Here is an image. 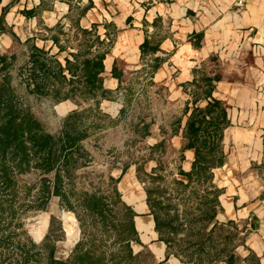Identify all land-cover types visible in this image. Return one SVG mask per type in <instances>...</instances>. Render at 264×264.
I'll list each match as a JSON object with an SVG mask.
<instances>
[{
	"label": "crops",
	"instance_id": "obj_1",
	"mask_svg": "<svg viewBox=\"0 0 264 264\" xmlns=\"http://www.w3.org/2000/svg\"><path fill=\"white\" fill-rule=\"evenodd\" d=\"M234 3L235 0H0V18L20 42L22 24L41 26L44 33L35 32L30 38L38 48L49 45L48 50L56 46L39 36H46V28L57 23L63 26L65 20L71 26L75 19L71 7H78L82 29L109 25L114 30V40L103 61L105 89L118 86V80L111 75L115 60L122 61L132 72H142L144 68L149 71L154 60H159L151 77L146 72L140 75L167 93L179 117L169 131L162 129L161 136L150 139L151 148L164 141L166 152L162 156L157 152V157L142 167L146 175H154L157 160L163 157L165 164L173 165V179L186 182L178 172L191 170L194 150L181 151L185 143L183 131L193 109L205 107L210 100L204 95L207 89L202 82L209 76L214 86L211 98L228 106V126L221 141L225 163L212 170V183L221 190L215 221L242 224L241 236L245 235V240L237 249L242 247L246 252L241 258L250 250L264 264V0H247L242 8ZM25 11L33 13L25 16ZM145 39L157 50L143 57L140 46ZM11 42L9 33L0 35L3 47ZM171 128L177 129L173 135L169 133ZM137 167L129 166L116 177L121 201L134 213V245L139 253L147 255L150 264H181L173 256L165 260L166 246L155 231L146 200L150 184L144 174L139 178Z\"/></svg>",
	"mask_w": 264,
	"mask_h": 264
},
{
	"label": "trees",
	"instance_id": "obj_2",
	"mask_svg": "<svg viewBox=\"0 0 264 264\" xmlns=\"http://www.w3.org/2000/svg\"><path fill=\"white\" fill-rule=\"evenodd\" d=\"M72 8L77 11L78 7H71V11ZM32 13L23 12L25 16ZM80 16L71 20L69 29L74 32L73 39L77 52L71 53L73 60L66 59L64 67L49 56L47 51L36 47L34 38H29L23 43L28 45L29 53L23 83L31 95L43 96L54 102L67 99L75 102L77 99L85 102L93 100L97 108L100 101L108 100L112 93L103 87L102 74L103 61L114 40V30L109 25H104L105 36L101 38L96 25L89 29L79 27ZM45 31L47 35L39 36L40 39L52 41L59 52H62L64 48L60 44L61 36L67 34L64 33L61 23H57L53 28H46ZM8 33L13 44L19 43L0 18V35ZM156 50L157 48L152 47L147 39L140 46L143 57ZM158 61L154 60V64L149 66V71L144 68L142 72H132L126 69L122 61L115 60L111 69L112 77L118 80L115 91L120 92L127 77L144 72L151 77L159 67ZM7 71V56L0 55V192L11 193L14 190L11 171L24 174L35 169L42 176L40 185L43 196L58 197L64 207L73 209L69 201L71 191L64 186V180L70 175L73 153L80 149V143L86 139V131L79 129L73 121L78 120L80 115L73 112L68 116L57 136L46 133L30 111L22 105L20 107L16 102ZM64 72H67V75ZM202 82L207 89L204 95L210 100L205 107L193 109L183 131L185 143L181 151L194 150L191 170L188 173L180 170L178 172L186 182L173 179L171 189L162 186L165 180L162 173L165 165L163 157L157 160L154 175L144 174L143 164L137 167L139 178L141 179L140 175L144 174L150 184L146 188V200L154 218L155 231L159 240L166 246L165 260L173 256L181 264H260L259 258L250 250L244 258L236 254L237 247L244 245L245 235L241 236L243 231H239L234 222L218 224L215 221L220 209L218 197L221 190L212 183V170L225 163L221 141L223 130L228 126L226 120L228 106L223 101L211 98L214 86L209 76L204 77ZM148 83L153 85L150 80ZM176 132L177 129L171 128L169 133L173 135ZM145 135L148 136L147 129ZM150 150L153 153L164 154L166 152L164 141ZM6 164H9L10 168ZM52 173V180L45 177ZM115 191L119 198L120 194L117 189ZM118 203L127 211L121 222V233L126 231L130 240L136 242V233L132 225L134 213L123 202ZM103 205L105 201L96 195L87 196L83 205L87 213L100 217L102 229L105 228ZM46 226L47 219L44 218L39 228L33 230L34 238L39 239ZM28 259L26 256L25 261ZM102 262V257L78 245L70 259L65 262L55 260L50 253L46 264H103Z\"/></svg>",
	"mask_w": 264,
	"mask_h": 264
},
{
	"label": "rangeland",
	"instance_id": "obj_3",
	"mask_svg": "<svg viewBox=\"0 0 264 264\" xmlns=\"http://www.w3.org/2000/svg\"><path fill=\"white\" fill-rule=\"evenodd\" d=\"M79 14L74 9L72 16L76 19ZM62 24L67 34L61 36L60 44L64 50L59 52L57 47L48 50L49 45L43 50L64 67L65 60H73L71 53H76L77 49L74 32L68 30L71 28L69 21ZM41 28L22 24L21 34L17 29L21 42L13 44L12 41L6 48L0 44V55L7 56L6 74L16 102L28 109L44 131L53 136L61 132L68 116L78 112L79 119L73 121L79 129L86 131V139L73 153L70 175L64 180V186L71 191L69 201L73 209L64 207L58 197L43 196L42 176L35 169L24 174L11 171L14 190L0 192V264H46L50 253L55 260L65 262L78 245L102 257L103 264H150L147 255L137 251L126 231L121 233V222L127 211L118 203L121 198L115 195L116 177L129 166L143 164L144 168L157 157V153L150 150V139L161 136L162 129L169 131L171 123L179 117V110L164 90L149 84L140 74L127 77L120 92H116V88L107 89L112 91L110 97L101 100L97 108L93 100L54 102L29 94L23 83L29 53L28 45L23 43L35 32L36 35L44 33ZM97 32L104 38V28L100 26ZM146 129L148 136L145 135ZM6 166L10 168L9 164ZM164 167L162 186L171 189L173 165L168 162ZM45 177L52 180L53 173ZM91 195L105 201L102 207L104 229L100 217L83 208L86 197ZM44 218L47 226L36 239L33 230L39 228ZM237 226L242 231L243 225L239 223ZM245 252L242 247L236 250L240 257ZM26 256L28 261H25Z\"/></svg>",
	"mask_w": 264,
	"mask_h": 264
},
{
	"label": "built area",
	"instance_id": "obj_4",
	"mask_svg": "<svg viewBox=\"0 0 264 264\" xmlns=\"http://www.w3.org/2000/svg\"><path fill=\"white\" fill-rule=\"evenodd\" d=\"M247 0H235L234 5L237 8H242L244 6V4L246 3Z\"/></svg>",
	"mask_w": 264,
	"mask_h": 264
}]
</instances>
